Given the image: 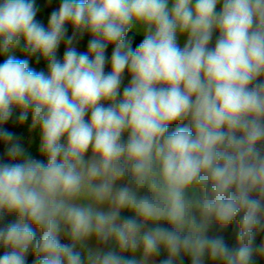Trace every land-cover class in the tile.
I'll list each match as a JSON object with an SVG mask.
<instances>
[{
	"label": "clouds",
	"instance_id": "obj_1",
	"mask_svg": "<svg viewBox=\"0 0 264 264\" xmlns=\"http://www.w3.org/2000/svg\"><path fill=\"white\" fill-rule=\"evenodd\" d=\"M38 11L0 0V264L264 257V0H61L47 26ZM16 109L43 160L3 127ZM234 221L235 248L209 234Z\"/></svg>",
	"mask_w": 264,
	"mask_h": 264
},
{
	"label": "crops",
	"instance_id": "obj_2",
	"mask_svg": "<svg viewBox=\"0 0 264 264\" xmlns=\"http://www.w3.org/2000/svg\"><path fill=\"white\" fill-rule=\"evenodd\" d=\"M35 3H36L37 8L39 9L37 16H36V19L38 21L42 22L45 26H47L48 18L50 16L51 12L53 11V9H56L59 7L58 6V0H51V3H49L48 0H35ZM67 27H68V34L71 35L72 27H71V25H68ZM131 32H133L134 34H136L138 36H143V30L138 28V27H134L131 30ZM89 39H90V35L85 34V36L80 40L79 44L77 45V48L79 51H81V52L87 51V44H88ZM214 41H215V35L213 37V43H214ZM178 42H179L180 46L182 47L184 45V43L186 42V35H180ZM22 48H23V41H21V44L18 47L11 50V52L9 54L14 55L18 59H26L28 57L22 51ZM111 52H112V48L109 47L107 49V53H106L109 56V58L111 56ZM63 54H64V45L62 43L59 50H58V56L60 58H62ZM3 57H4V59H6V55H3ZM29 62H30V67L35 68L37 71H39V70H45L46 71V63L43 60H41V62L39 64H37L35 61V58L33 57V58H30ZM107 70H110V68H107L106 71ZM129 79H130V77L127 74H125L124 85L128 84ZM18 115H19V110L17 109L16 117H18ZM29 119H31V113L30 112H29L27 121H25L23 124L17 123L11 132L15 133V135L18 137V142L25 149L26 155H29V156L36 158V159L43 160L44 158L38 152L39 142H40L39 129H35V130L31 129L30 128L31 122L28 121ZM89 155H90V153H89ZM127 215H128L127 212H122V216H127ZM37 233H39V232H37ZM62 241L68 242L64 238H62ZM90 243L94 244L95 241H91ZM137 256H139V253H137ZM164 258H165V254L161 253V255L159 257L152 258L150 261V264H158V260L164 259Z\"/></svg>",
	"mask_w": 264,
	"mask_h": 264
},
{
	"label": "trees",
	"instance_id": "obj_3",
	"mask_svg": "<svg viewBox=\"0 0 264 264\" xmlns=\"http://www.w3.org/2000/svg\"><path fill=\"white\" fill-rule=\"evenodd\" d=\"M60 2H61V0H58V6H59ZM127 39L132 42V48L136 49L138 47V45L142 42L143 36H138V35H136L130 31L127 35ZM109 47L112 48V46H109ZM3 61H4L3 55L0 54V63H3ZM125 74H127V73H125ZM16 112H17V109L14 110V114H13V117L11 118V120L6 125L3 126L9 132H11L12 129L15 127V125L18 123L17 117H16ZM28 121L31 122V119H29ZM176 126L177 125H172L170 128V131L174 130V128ZM4 153H5V148L2 144H0V158H5ZM15 219L16 218L14 215H7L5 217L3 223L14 222ZM237 231H238L237 222L234 221L231 225H229L227 228H225L223 230H220L217 226H214L209 234L210 235H222L225 242L227 243V245L230 248H235L236 247ZM37 235L39 236L40 233H37ZM262 240H264V233L257 234L255 237L254 243H253V248L254 249L258 248L259 245L261 244ZM3 251H4V249L0 248V255L3 254ZM34 259H35L34 255L31 252H29V254L27 256L28 264H33ZM185 264H189L187 259L185 260ZM251 264H264V257H261L260 255H258L254 251Z\"/></svg>",
	"mask_w": 264,
	"mask_h": 264
},
{
	"label": "rangeland",
	"instance_id": "obj_4",
	"mask_svg": "<svg viewBox=\"0 0 264 264\" xmlns=\"http://www.w3.org/2000/svg\"><path fill=\"white\" fill-rule=\"evenodd\" d=\"M3 59H4V57H3ZM5 60V59H4ZM162 254H165V257H166V253H164L163 251L161 252Z\"/></svg>",
	"mask_w": 264,
	"mask_h": 264
},
{
	"label": "built area",
	"instance_id": "obj_5",
	"mask_svg": "<svg viewBox=\"0 0 264 264\" xmlns=\"http://www.w3.org/2000/svg\"><path fill=\"white\" fill-rule=\"evenodd\" d=\"M62 243H66V241H61Z\"/></svg>",
	"mask_w": 264,
	"mask_h": 264
}]
</instances>
